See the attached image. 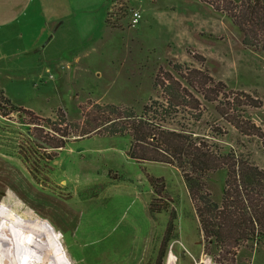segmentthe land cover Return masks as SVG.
Wrapping results in <instances>:
<instances>
[{
  "label": "rangeland",
  "instance_id": "obj_1",
  "mask_svg": "<svg viewBox=\"0 0 264 264\" xmlns=\"http://www.w3.org/2000/svg\"><path fill=\"white\" fill-rule=\"evenodd\" d=\"M204 1H208L215 11L213 5H218L221 11L216 12L229 18L230 13L239 15L247 0ZM113 3L118 6L114 11L111 5L113 11L110 10L109 18L112 24L117 25L120 32L131 30L134 33L136 27L130 25L131 11L138 10L142 14L141 10L134 8L131 0ZM234 26L235 57L230 60L214 59L207 50L201 51L197 47L187 49L185 54L175 58L168 52H146L138 42L126 44L123 41L118 62L126 61L125 65L141 67L142 71L136 70L133 80L141 79L138 86L143 88L139 89L137 104L122 106L140 111L151 101H158L161 91L155 89L156 75L172 74L173 65H180L185 69H206L216 82L227 87L226 93H233L230 96L245 93L259 100L261 108H248L247 114L252 120L255 115L263 120L264 82L260 89L231 88L227 65L229 61L233 63V69L243 67L250 71L251 78H257V72L264 71V44L255 42L256 47H245V35ZM263 39L264 35L260 33L259 40ZM51 45L43 52L45 57H50L42 77L39 78L41 74L32 75L28 83L21 82V93L11 84L9 92L14 97L11 90L16 88L14 94L22 104L16 107L33 110L44 125L47 120L55 122L56 114L61 110L66 124L60 128L68 127L66 125L70 123L83 126L92 104H99L95 100L105 92L102 91L104 79L95 74L100 70L98 66L83 74L76 72L68 61L57 64L58 50L54 48L55 44ZM61 45L65 43L60 42L59 47ZM243 50L251 54L244 56ZM152 53L155 54L150 58ZM46 68L48 70L44 71ZM129 74L124 73L126 78ZM6 109H0V258L7 264H167L169 255L175 256L174 264H214L211 253L206 252L194 206L178 169L130 160L127 156L130 138L127 136H90L74 140L64 149L49 150L52 162L42 161L41 153L32 159L33 149L40 152L37 146L42 145L33 135L38 136L40 132L26 118ZM184 121L182 117L180 126L173 124L171 128L181 129L184 125L203 135L209 132L210 124L215 125L226 133L216 141L219 145L250 153L252 160L264 169L261 141L241 137L220 118L214 106H205L203 120L197 126ZM253 122L257 125L255 120ZM31 168L38 170L37 176L31 173ZM225 177L226 172L220 170L208 181L209 192L218 204L221 203ZM152 179H158V186H164L160 197L154 193ZM159 198L163 204H168L169 210L151 215L149 204ZM171 211L176 216L174 232L166 249L160 252ZM261 249L264 248L257 253ZM244 253L242 249L238 251L236 264L246 263L241 257Z\"/></svg>",
  "mask_w": 264,
  "mask_h": 264
},
{
  "label": "trees",
  "instance_id": "obj_2",
  "mask_svg": "<svg viewBox=\"0 0 264 264\" xmlns=\"http://www.w3.org/2000/svg\"><path fill=\"white\" fill-rule=\"evenodd\" d=\"M213 7L221 11L218 5ZM110 16L108 14L106 26L117 28ZM229 19L245 35V47H256L255 42L264 44V39L259 40L260 33L264 35L263 0L245 1L240 14L230 13ZM172 72L156 75L155 89L161 91L158 101H151L140 111L128 106L94 103L83 126L70 123L66 125L68 127L60 128L66 124L61 110L57 112L55 122L47 120L44 125L34 112L14 106L1 90L0 109L4 107L11 114H20L38 129L40 134L33 137L42 145L37 146L40 149L37 153L32 148V159L41 153V160L45 162H52L49 150L64 149L74 140L95 135L129 137L127 156L130 160L178 169L194 206L206 252L211 253L214 264L238 263L236 258L241 249L245 251L241 256L246 259L245 264H251L253 255L264 248V169L252 160L250 153L219 145L216 141L226 133L215 125L210 124L209 132L203 135L190 131L184 125L181 129L171 126H180L183 117L186 124L192 122L195 127L203 120L205 106H214L220 118L241 137L256 138L264 146L262 128L247 114L248 108H261V102L245 93L230 96L233 93H226L227 87L216 82L206 69H185L173 65ZM28 154L31 153L28 151ZM220 170L226 172V177L221 203L218 204L209 192L208 181ZM31 173L38 175V170L31 168ZM150 182L155 195L160 197L164 186H158V179ZM149 210L151 215H157L168 211L169 206L159 198L150 202ZM171 212L160 252L166 249L174 232L176 216L174 211Z\"/></svg>",
  "mask_w": 264,
  "mask_h": 264
},
{
  "label": "crops",
  "instance_id": "obj_3",
  "mask_svg": "<svg viewBox=\"0 0 264 264\" xmlns=\"http://www.w3.org/2000/svg\"><path fill=\"white\" fill-rule=\"evenodd\" d=\"M115 1L0 0V89L10 101L15 106L22 105L14 90L17 88L21 93V82L28 83L32 75L41 74L39 78L42 77L50 57H45L43 52L51 44V47L55 44L54 48L58 50L59 65L62 60L68 61L76 72L83 74L98 66L100 70L95 74L104 79L102 91L105 92H101L95 102L116 106L137 104L139 89L143 88L138 86L141 79L133 80L136 70L142 71L141 67L133 68L130 63L125 65L126 61L123 64L118 62L123 41L126 44L138 42L146 52H168L175 58L192 47L207 50L214 59L235 57V26L227 16L216 12L208 1L131 0L133 7L142 12V20L134 28V33L106 26ZM60 42L65 45L59 47ZM242 52L244 56L251 54L250 51ZM228 64L231 74L228 85L231 88L260 89L264 82L263 70L258 71L259 75L257 72V78H251L250 71L243 67L233 69V63L228 61ZM124 73H130L128 78ZM11 84L16 87L11 90L14 97L9 92ZM253 120L264 130V119L255 115ZM251 264H264V249L253 255Z\"/></svg>",
  "mask_w": 264,
  "mask_h": 264
},
{
  "label": "built area",
  "instance_id": "obj_4",
  "mask_svg": "<svg viewBox=\"0 0 264 264\" xmlns=\"http://www.w3.org/2000/svg\"><path fill=\"white\" fill-rule=\"evenodd\" d=\"M117 6L118 5L116 3L115 4L112 3V7L114 8V11L115 10L117 11V9H116ZM120 6H122V5L120 4ZM110 10H112V9H110ZM141 19H142V14L140 13V11H138V10H132L131 11V21H130V25L132 27H137V25L140 23Z\"/></svg>",
  "mask_w": 264,
  "mask_h": 264
},
{
  "label": "bare ground",
  "instance_id": "obj_5",
  "mask_svg": "<svg viewBox=\"0 0 264 264\" xmlns=\"http://www.w3.org/2000/svg\"><path fill=\"white\" fill-rule=\"evenodd\" d=\"M175 263V256L169 255L167 264H174ZM0 264H7L5 260L0 258Z\"/></svg>",
  "mask_w": 264,
  "mask_h": 264
}]
</instances>
